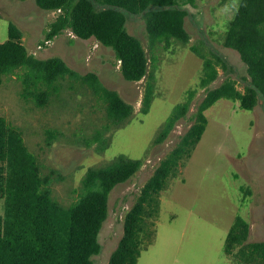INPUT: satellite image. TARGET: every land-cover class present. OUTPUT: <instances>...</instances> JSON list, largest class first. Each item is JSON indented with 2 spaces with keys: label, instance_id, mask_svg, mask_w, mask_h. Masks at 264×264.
<instances>
[{
  "label": "rangeland",
  "instance_id": "374dc122",
  "mask_svg": "<svg viewBox=\"0 0 264 264\" xmlns=\"http://www.w3.org/2000/svg\"><path fill=\"white\" fill-rule=\"evenodd\" d=\"M188 10L185 27L188 45L174 42L169 50L159 47L156 94L148 114L140 109L146 81L126 80L115 51L95 38L82 39L70 30L45 41L50 23L58 13L44 11L36 0H0V43L9 40V25L23 33L28 50L38 58H63L72 68L94 72L102 82L136 108L124 126L108 133L110 146L104 153L85 145L86 139L106 123L105 104L84 88L65 86L44 107L22 98L20 72L4 78L0 86V116L19 127L25 143L38 157L44 175H52L54 196L70 205L77 199L90 167L104 165L120 154L144 160L142 169L118 185L109 200L107 219L99 235L102 251L94 264H108L124 234L127 212L160 161L177 145L193 123L206 90L200 88L203 60L192 51L221 54L228 68L219 69L211 88L235 79L244 90L249 78L240 54L224 45V36L241 0H173ZM128 31L139 37L152 55L145 20L128 14ZM198 88L187 117L181 119L168 139L155 145L162 125L187 92ZM207 130L191 159L161 193V210L152 219L153 237L145 242L138 264H244L225 252V242L236 216L251 224L249 242L264 241V102L254 110L221 99L206 111ZM55 137L49 145V133ZM249 193V194H248ZM6 212L0 199V215Z\"/></svg>",
  "mask_w": 264,
  "mask_h": 264
},
{
  "label": "trees",
  "instance_id": "16d2710c",
  "mask_svg": "<svg viewBox=\"0 0 264 264\" xmlns=\"http://www.w3.org/2000/svg\"><path fill=\"white\" fill-rule=\"evenodd\" d=\"M44 11L57 12L45 41L70 30L82 39L95 38L115 51L123 77L131 82L146 81L140 111L148 114L156 94L159 47L169 50L174 42L188 45L185 27L188 10L173 0H36ZM128 14L145 20L149 47L127 29ZM224 45L236 50L246 64L249 78L241 90L228 78L211 88L220 67L228 68L219 53L191 49L203 60L199 87L206 90L193 116V123L177 145L164 157L147 180L125 215L124 234L108 264H138L145 242L153 237L152 219L161 210V193L179 175L201 142L209 120L206 111L219 100L238 102L241 109L254 110L264 102V0H241L224 36ZM20 72L21 96L39 107L49 104L67 86L90 90L106 106L107 123L86 139L104 153L110 146L108 133L124 126L136 113L118 91L107 87L94 72L83 74L63 58H38L23 41L22 31L9 25V40L0 43V86L4 78ZM198 88L187 92L162 125L154 144H162L177 123L187 117ZM55 137L49 133L48 144ZM144 160L120 154L104 165L90 167L77 199L63 205L55 196L52 175H44L38 157L25 143L23 131L0 116V199L6 212L0 215V264H94L102 251L99 235L108 216L112 191L132 179ZM249 194V193H248ZM251 224L236 216L225 242V252L244 264H264V241L249 242Z\"/></svg>",
  "mask_w": 264,
  "mask_h": 264
},
{
  "label": "built area",
  "instance_id": "2783aa9c",
  "mask_svg": "<svg viewBox=\"0 0 264 264\" xmlns=\"http://www.w3.org/2000/svg\"><path fill=\"white\" fill-rule=\"evenodd\" d=\"M49 42V41H48Z\"/></svg>",
  "mask_w": 264,
  "mask_h": 264
}]
</instances>
